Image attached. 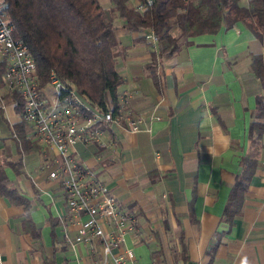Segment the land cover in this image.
I'll return each mask as SVG.
<instances>
[{
    "label": "crops",
    "instance_id": "crops-1",
    "mask_svg": "<svg viewBox=\"0 0 264 264\" xmlns=\"http://www.w3.org/2000/svg\"><path fill=\"white\" fill-rule=\"evenodd\" d=\"M121 23L113 19L114 68L122 77L117 115L135 118L138 130L109 122L103 146L73 147L133 217L118 250L129 248L133 258L125 260L133 264H264V127L239 212L230 225L222 215L249 144L256 95L264 103V84L249 67L250 54L264 59L261 42L239 21L212 34L178 36L177 50L156 57L155 82L145 67L151 44L144 29ZM4 95L0 169L12 194L0 193V264H100L98 239L64 241L63 232L74 235L76 225L58 179L47 177L53 152L25 147L15 124L36 144Z\"/></svg>",
    "mask_w": 264,
    "mask_h": 264
},
{
    "label": "trees",
    "instance_id": "trees-1",
    "mask_svg": "<svg viewBox=\"0 0 264 264\" xmlns=\"http://www.w3.org/2000/svg\"><path fill=\"white\" fill-rule=\"evenodd\" d=\"M4 13L12 25V34L28 47L35 62L37 76L44 80L54 70L64 83L74 86L94 107L112 117L117 113V86L122 77L114 68L117 43L113 19L122 18L125 30L151 29L157 38L150 45L145 67L156 82L154 63L157 56L170 54L179 47L178 36L215 33L239 21L261 42L264 48V0H149L141 11L132 8V0H1ZM144 1V0H140ZM178 32V34H175ZM249 67L264 84V59L249 55ZM4 97L14 101L20 110L16 91ZM262 95L255 97L254 117L248 123L249 144L239 172L227 193L222 215L228 225L239 212L242 196L256 164L260 134L264 127ZM14 129L26 148H36L23 137L20 123ZM38 147V146H37ZM0 193L7 196L12 189L0 169ZM50 260H47V264Z\"/></svg>",
    "mask_w": 264,
    "mask_h": 264
},
{
    "label": "built area",
    "instance_id": "built-area-1",
    "mask_svg": "<svg viewBox=\"0 0 264 264\" xmlns=\"http://www.w3.org/2000/svg\"><path fill=\"white\" fill-rule=\"evenodd\" d=\"M149 0H132V8L141 11ZM143 39L154 46L157 38L151 29H144ZM16 91L20 99V121L28 126V136L41 153L53 152L45 166L47 177L58 179L64 197L66 213L76 232L63 238L73 245L90 244L98 239L100 264L110 258L114 264H133L129 248L118 250L123 235L133 229L131 213L119 207L109 188L73 154L76 143L105 144L102 125L113 122L127 131L138 130L135 118L122 120L94 107L77 89L59 79L49 70L44 80L36 73L35 62L27 45L12 34V25L0 0V108H4V93ZM10 135L17 139L16 132ZM65 229V228H63Z\"/></svg>",
    "mask_w": 264,
    "mask_h": 264
},
{
    "label": "rangeland",
    "instance_id": "rangeland-1",
    "mask_svg": "<svg viewBox=\"0 0 264 264\" xmlns=\"http://www.w3.org/2000/svg\"><path fill=\"white\" fill-rule=\"evenodd\" d=\"M99 1H100L101 4H103V2H104L105 0H99Z\"/></svg>",
    "mask_w": 264,
    "mask_h": 264
}]
</instances>
